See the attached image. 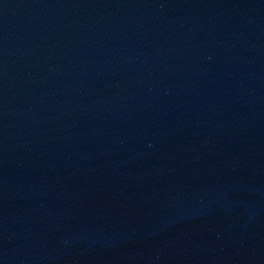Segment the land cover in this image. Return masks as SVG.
<instances>
[{
    "label": "water",
    "instance_id": "1",
    "mask_svg": "<svg viewBox=\"0 0 264 264\" xmlns=\"http://www.w3.org/2000/svg\"><path fill=\"white\" fill-rule=\"evenodd\" d=\"M0 264H264V0H0Z\"/></svg>",
    "mask_w": 264,
    "mask_h": 264
}]
</instances>
